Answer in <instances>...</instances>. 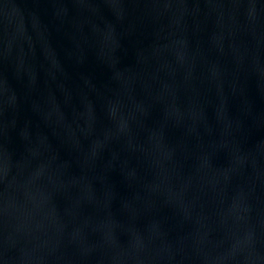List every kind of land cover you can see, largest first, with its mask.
I'll return each instance as SVG.
<instances>
[{"label":"water","instance_id":"1","mask_svg":"<svg viewBox=\"0 0 264 264\" xmlns=\"http://www.w3.org/2000/svg\"><path fill=\"white\" fill-rule=\"evenodd\" d=\"M0 264H264V0H0Z\"/></svg>","mask_w":264,"mask_h":264}]
</instances>
